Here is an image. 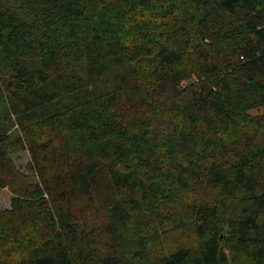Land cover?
<instances>
[{"label": "trees", "instance_id": "1", "mask_svg": "<svg viewBox=\"0 0 264 264\" xmlns=\"http://www.w3.org/2000/svg\"><path fill=\"white\" fill-rule=\"evenodd\" d=\"M8 1L0 264H264V0Z\"/></svg>", "mask_w": 264, "mask_h": 264}, {"label": "rangeland", "instance_id": "2", "mask_svg": "<svg viewBox=\"0 0 264 264\" xmlns=\"http://www.w3.org/2000/svg\"><path fill=\"white\" fill-rule=\"evenodd\" d=\"M4 7L11 8L16 11L17 14L21 15L23 10L21 8V3L18 0H9L5 4H3ZM83 76V75H82ZM250 114L257 115V114H264V107L258 108L255 110L250 111ZM14 162L17 167H19L21 170H24V167L26 163L29 161V156L27 152H23L15 156ZM7 193L2 192L0 193V207L2 209H5L7 207ZM151 224V223H150ZM152 226V224H151ZM149 229V228H148ZM183 228H173L169 230V234L165 239H163L162 236V230L158 228L152 227V229H149V235H152L150 238H158L160 244L164 245L165 247L168 246H176V245H182V244H191L193 243V236L189 232L182 233ZM184 234V235H183Z\"/></svg>", "mask_w": 264, "mask_h": 264}]
</instances>
